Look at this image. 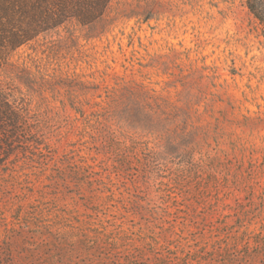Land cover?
<instances>
[{
    "label": "rangeland",
    "instance_id": "374dc122",
    "mask_svg": "<svg viewBox=\"0 0 264 264\" xmlns=\"http://www.w3.org/2000/svg\"><path fill=\"white\" fill-rule=\"evenodd\" d=\"M245 0H113L0 69L40 145L0 166V264H264V36Z\"/></svg>",
    "mask_w": 264,
    "mask_h": 264
},
{
    "label": "trees",
    "instance_id": "16d2710c",
    "mask_svg": "<svg viewBox=\"0 0 264 264\" xmlns=\"http://www.w3.org/2000/svg\"><path fill=\"white\" fill-rule=\"evenodd\" d=\"M113 0H0V69L23 45L70 26L89 28L103 19ZM248 14L264 36V0H245ZM36 118V117H35ZM0 90V166L40 145L36 119Z\"/></svg>",
    "mask_w": 264,
    "mask_h": 264
}]
</instances>
